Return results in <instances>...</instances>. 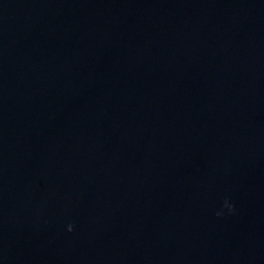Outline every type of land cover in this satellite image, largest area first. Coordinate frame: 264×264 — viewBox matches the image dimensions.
<instances>
[{
	"label": "water",
	"instance_id": "obj_1",
	"mask_svg": "<svg viewBox=\"0 0 264 264\" xmlns=\"http://www.w3.org/2000/svg\"><path fill=\"white\" fill-rule=\"evenodd\" d=\"M0 264H264V0H0Z\"/></svg>",
	"mask_w": 264,
	"mask_h": 264
},
{
	"label": "clouds",
	"instance_id": "obj_2",
	"mask_svg": "<svg viewBox=\"0 0 264 264\" xmlns=\"http://www.w3.org/2000/svg\"><path fill=\"white\" fill-rule=\"evenodd\" d=\"M224 207L227 208L230 212H235V205L233 203H231L230 200L225 199L224 201ZM218 216L223 215L224 213L222 211H219L216 213ZM68 230L71 231L73 230V225L69 224L68 225Z\"/></svg>",
	"mask_w": 264,
	"mask_h": 264
}]
</instances>
